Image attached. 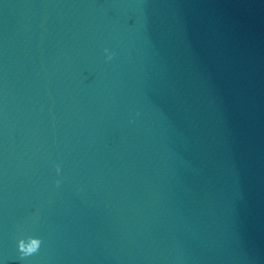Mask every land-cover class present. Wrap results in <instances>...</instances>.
Here are the masks:
<instances>
[{
    "label": "water",
    "instance_id": "obj_1",
    "mask_svg": "<svg viewBox=\"0 0 264 264\" xmlns=\"http://www.w3.org/2000/svg\"><path fill=\"white\" fill-rule=\"evenodd\" d=\"M0 264H264V0H0Z\"/></svg>",
    "mask_w": 264,
    "mask_h": 264
},
{
    "label": "clouds",
    "instance_id": "obj_2",
    "mask_svg": "<svg viewBox=\"0 0 264 264\" xmlns=\"http://www.w3.org/2000/svg\"><path fill=\"white\" fill-rule=\"evenodd\" d=\"M109 59H111V56L108 57ZM35 250V246H33V249L31 250H26L25 254H28L29 251H34Z\"/></svg>",
    "mask_w": 264,
    "mask_h": 264
}]
</instances>
